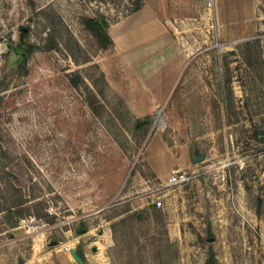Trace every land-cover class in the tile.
Instances as JSON below:
<instances>
[{"label": "rangeland", "instance_id": "rangeland-1", "mask_svg": "<svg viewBox=\"0 0 264 264\" xmlns=\"http://www.w3.org/2000/svg\"><path fill=\"white\" fill-rule=\"evenodd\" d=\"M225 1L0 0V203L30 200L0 264H264V0L227 1L233 35ZM173 155L193 176L164 187L146 158Z\"/></svg>", "mask_w": 264, "mask_h": 264}, {"label": "crops", "instance_id": "crops-1", "mask_svg": "<svg viewBox=\"0 0 264 264\" xmlns=\"http://www.w3.org/2000/svg\"><path fill=\"white\" fill-rule=\"evenodd\" d=\"M228 1V0H227ZM227 1H225L226 5H228ZM250 1V0H249ZM249 1L247 2V6H248V3ZM221 0H218V3H220ZM223 2V1H222ZM221 2V4H222ZM219 7H221L219 5ZM226 8H228L227 10V13L225 15H221L219 16L218 18V22H219V28L221 30V33L222 34H227L229 33L230 35H233V34H239V30H238V24H234L235 26H232L231 25V22L232 21H235L238 16L236 14H238V12L236 11V9H234V7L232 5H228L226 6ZM237 17V18H236ZM242 24V23H241ZM230 26L229 30L227 31H224V28ZM256 28H254V26H252V28H249L248 31H254ZM219 34H220V31H219ZM172 158V165L169 166V169H165L166 167L162 166L160 164V159L159 158H154L152 156H150V158H146V161L150 167V169L152 170V172L158 177V178H164L165 176H167L173 169H185V168H189L190 169V164L189 162H187V160H185L184 157L182 156H179V155H173ZM108 229H105V234L104 236L105 237H109V232H107ZM110 231V230H109ZM105 239V238H104ZM110 239V242H106L105 240V246H112V239L109 237ZM68 244H66L65 246H67ZM70 247H72V245H68ZM82 247L84 248V254H85V258H86V261L88 264H91V258H90V254L88 252V246L85 244H82ZM51 255L52 256V259L50 258V262L48 264H77L73 258H71V256H69L67 254V252H53L51 251V254H48L46 256H49ZM50 256V257H51ZM43 258H41L42 260ZM40 261V260H39ZM42 263V262H40Z\"/></svg>", "mask_w": 264, "mask_h": 264}, {"label": "trees", "instance_id": "trees-1", "mask_svg": "<svg viewBox=\"0 0 264 264\" xmlns=\"http://www.w3.org/2000/svg\"><path fill=\"white\" fill-rule=\"evenodd\" d=\"M86 29L104 46L108 47L113 44V40L108 33L109 24L104 18L87 17L84 19ZM75 82L74 86H78ZM30 200L20 192L9 196L5 202L0 203V211L6 213L7 218H20L25 215ZM125 219V218H124ZM112 230L115 231V225L112 224ZM86 232V231H85ZM207 264H217L214 254L209 258Z\"/></svg>", "mask_w": 264, "mask_h": 264}, {"label": "built area", "instance_id": "built-area-1", "mask_svg": "<svg viewBox=\"0 0 264 264\" xmlns=\"http://www.w3.org/2000/svg\"><path fill=\"white\" fill-rule=\"evenodd\" d=\"M219 45V44H218ZM193 176V171L191 170H185V169H173L167 176L166 180L163 181V186L164 187H174V186H180V185H183V184H186L190 181V179L192 178ZM157 196H156V203L158 205L161 204L160 202V195L159 193L157 192L156 193ZM30 224H33L34 223V220H30L29 222ZM45 224H36L34 226H32V229L36 232H40V231H43L44 228H45ZM69 246H65L64 250L66 252H69Z\"/></svg>", "mask_w": 264, "mask_h": 264}, {"label": "water", "instance_id": "water-1", "mask_svg": "<svg viewBox=\"0 0 264 264\" xmlns=\"http://www.w3.org/2000/svg\"><path fill=\"white\" fill-rule=\"evenodd\" d=\"M203 159L204 156H198L196 158V161H202ZM69 253L77 264H88L85 258L84 248L82 247L81 244L70 247Z\"/></svg>", "mask_w": 264, "mask_h": 264}, {"label": "bare ground", "instance_id": "bare-ground-1", "mask_svg": "<svg viewBox=\"0 0 264 264\" xmlns=\"http://www.w3.org/2000/svg\"><path fill=\"white\" fill-rule=\"evenodd\" d=\"M71 256V255H70ZM71 258H72V256H71Z\"/></svg>", "mask_w": 264, "mask_h": 264}]
</instances>
